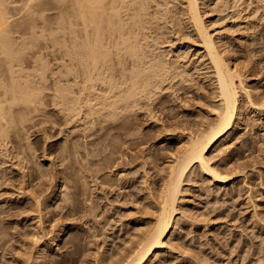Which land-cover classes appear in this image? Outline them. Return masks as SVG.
<instances>
[{
  "label": "rangeland",
  "instance_id": "obj_1",
  "mask_svg": "<svg viewBox=\"0 0 264 264\" xmlns=\"http://www.w3.org/2000/svg\"><path fill=\"white\" fill-rule=\"evenodd\" d=\"M2 1L20 57L6 64L0 54V79L36 86L40 102L30 113L14 106L8 148L0 147V264H120L152 226L178 149L216 120L214 70L186 18V1H143L141 54L167 65L175 60L177 67L170 62L173 71L166 65L168 74H150L156 81L145 76L155 87L138 90L130 109H119L114 119L106 117L107 108L73 118L67 90L59 96L63 106L57 103V86L73 85L71 34L60 20L66 2ZM199 8L253 104L240 93L233 127L208 152L226 182L196 166L184 175L167 247L153 264H264V0H199ZM19 107L24 110L17 113ZM34 161L50 168L51 180Z\"/></svg>",
  "mask_w": 264,
  "mask_h": 264
},
{
  "label": "bare ground",
  "instance_id": "obj_2",
  "mask_svg": "<svg viewBox=\"0 0 264 264\" xmlns=\"http://www.w3.org/2000/svg\"><path fill=\"white\" fill-rule=\"evenodd\" d=\"M28 1H36L35 4H38L41 1L49 0ZM143 1L145 2V0H63L61 2H66V6L65 14L60 17V20H63L62 23H67L65 28H67L71 34V48L73 49V83L71 84L73 85H71L70 88L67 86L69 89L66 86L65 88L64 86L61 88V86L58 85L57 87L59 89H57L58 91L56 93L59 99V96L60 98L65 97L66 92L64 93V90L68 91L70 95L65 99L71 103L70 110L72 111L73 118L81 119L82 115L87 116L95 110L100 111V108L101 110L107 108L109 109L108 114L110 117L107 113L106 117L114 119V116L118 115L119 112L122 111L121 109L127 106L128 102H131V100L132 102H135V96H138L139 94L138 90L145 89L146 87L149 88L152 85V82L149 83V85H151L148 86V83L145 82L146 80L143 81L144 79H147L145 76L148 75V78H152V76L149 77L150 74L154 76L157 75V73L159 74V71L161 72L163 69L166 71L165 66L167 64H164L166 62H164L162 58L158 57V60L162 59L161 61H158L157 56L154 58L151 56L150 58H153L154 61L148 57L147 58L151 61L147 58L145 60L144 57L146 55L143 56L144 51L143 48L140 47L141 39L138 41L140 36H138L137 33L141 32V24L145 22L143 19L146 15V13H144L146 5L144 6ZM147 1L145 3H147ZM185 1L186 12L185 10L182 11L185 12V15L187 14L186 18L191 22L190 24L193 31L195 30L197 33L200 45L204 50L203 52L214 70L220 104L219 108H217L218 110L216 109V112L214 113L216 120L206 125L205 128L198 130V132L196 131L194 134L190 133L185 147L183 146L184 148H181L182 150L178 149V151H180L179 154H175L177 156L173 158L174 161L172 160V163L167 166V179L165 178V184L162 183L164 187L163 189L161 187L162 190H160L161 193H159V195L161 194V199L160 197L158 198L160 199V203L159 209L157 210L158 213L154 216L155 220L150 229L146 231L145 236H142V239L140 238L141 240H138V243L134 245L131 251H129L130 253H127V257L125 256L126 258L120 261V264H153L164 255V248L167 244L165 239L167 238V234L171 231L170 229L175 221L174 215L177 213L176 201L178 200V195H180L179 193H181V183L183 182L182 180H184V175H186V172L189 171L192 166L198 167L201 173L209 176L213 181L218 183L226 182L227 176L225 174V176L222 175L223 173L221 174V171L212 165V158L208 155V152L212 147L216 146L218 142L221 143L227 138L229 131L233 127L234 120L237 118V110L239 109L238 98L240 93L246 95L250 104L252 102L249 97L250 92L247 91L242 84V76L240 77L237 70L229 66L228 62L224 59V56L221 55L220 50H218L212 35L207 31L200 13L199 0ZM3 4V1L0 0V54L5 55L6 64H11L12 61L17 60L20 57V51L14 46V42L11 41L7 34L9 18ZM26 6L25 8L30 12V6ZM120 10L124 12V14H122L123 16L120 15ZM142 12L144 14L143 19L142 16H140V13ZM65 23H63V25ZM144 26L145 23L143 27ZM63 28L64 27H61V29ZM30 30L31 35L36 37L33 33L32 26H30ZM137 42L140 45H138ZM155 60H157V63ZM169 60L167 65L168 68L169 64L172 63V60ZM146 62L147 64L144 66ZM149 62H155V64H151L150 66L148 65ZM174 62L176 63L175 60ZM174 62L171 65L174 64L176 68L177 66ZM126 63H128V66L125 65ZM169 69L171 71L174 70H172V68ZM169 69H167V71ZM11 70L10 66H8L7 71L11 73ZM114 70H116L118 74L116 71L114 72ZM3 73L4 71L0 69V78ZM164 74H168V72L163 73L162 75ZM165 76H162L163 79L168 75ZM152 79L155 78L153 77ZM163 79L161 80L160 77L161 82ZM148 80L149 79H147V82ZM154 81H156V79ZM157 81H159V78ZM140 82H145L146 84L142 86ZM156 84L157 83L151 87H155ZM145 90L144 92L143 90L140 91V93L143 92L146 94L145 92L149 91ZM39 94L40 89L36 86H31L24 82L17 84L11 83L10 86H8L0 79V147L8 146L7 135L9 131L8 129L11 128V125L14 122L12 120L14 106L22 105L25 110H28V113L32 111L35 112L37 111L36 103L40 102L38 99ZM134 97L135 99L133 101L132 98ZM61 102L62 101L59 99V102L57 103L62 105ZM98 105H100L99 108L97 107ZM84 106L87 107V113L82 111ZM128 106L131 107L130 104H128ZM96 107L98 109H96ZM23 108L19 107L16 109V112L19 113L23 111ZM119 109L120 111L118 112ZM23 117L24 115L20 116V122H22ZM27 142L30 145L28 140ZM34 153L35 152L32 150V158H35ZM1 155L4 154L2 153ZM34 164H36L40 175H47L46 177H49L51 173H53L47 166V168H43L44 166L36 163V161H34ZM40 175H38V177ZM51 177H49L50 180ZM53 179L54 178H52V180ZM50 182L51 181H49V183ZM34 199L35 198L33 197L31 201L36 203L35 206L37 205L38 207L41 205ZM54 203L55 201L53 202V205ZM53 205L51 207H53ZM38 209L39 208H37V210ZM32 210L34 209L32 208ZM46 211H49V209H46ZM41 216H39V218ZM41 219L42 218H40L39 221L37 220L40 225L43 221H41ZM38 228H40V232L45 230L43 227L44 230H42L39 225ZM42 236L44 235L42 234L39 238L36 236L34 243H39ZM45 254L46 253H44V256Z\"/></svg>",
  "mask_w": 264,
  "mask_h": 264
}]
</instances>
